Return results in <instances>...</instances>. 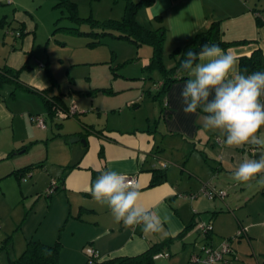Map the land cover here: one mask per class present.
<instances>
[{
  "label": "crops",
  "instance_id": "0c3cea01",
  "mask_svg": "<svg viewBox=\"0 0 264 264\" xmlns=\"http://www.w3.org/2000/svg\"><path fill=\"white\" fill-rule=\"evenodd\" d=\"M19 1L14 0V3ZM10 8L0 6V69L19 70V77L0 83V210L6 206V211L12 215L20 203L30 200L24 198L31 190H46L56 182L57 190L49 196L50 205H62H58L60 211L55 213L56 218L51 215L52 222L59 224L57 214L65 216L60 219L63 224L59 233L53 232L51 226L48 231L35 228L34 232L23 236L20 244L23 241L27 244L31 238L48 244L59 240L62 257L65 243H62L60 233L67 226L72 228L70 236H79V264H87L84 249L88 243L100 252L102 262L120 256H136L161 243L165 244L161 252L168 255L156 259L166 257L170 259L169 264H180L176 257L170 258L171 247L179 241L185 247V240L198 232L194 229L200 221L198 219H208L213 224L211 231L205 233L208 244L218 247L225 239H230L234 254L226 255L225 264H264V185L258 182L264 174L258 176L255 186L249 183L246 187L233 179V172L239 164L259 159L264 155V148L250 144L239 148L226 147L218 130L203 127V113L198 110L196 114L185 115L181 91L186 78L176 80L160 99H155L152 94L162 89L163 76L159 71L148 73L145 70L153 56L147 43L139 46L124 39L130 41H123L127 55L119 57V50L113 54L122 64L128 61L141 64V71L139 68L137 73L122 74L133 78L131 83L137 86L132 87L127 80L125 84L115 86L119 78L114 77L111 86L100 84L88 91H77L80 96H91L90 103L84 100L78 104L74 100L69 103L62 91H56L57 79L49 52L45 48L46 54H37L41 50L36 49L42 47L44 40L39 37L44 25L36 21L32 11L17 12ZM136 18L149 28L163 24L166 27L163 52H169L175 60L170 65L165 63L167 68L178 64L180 54L172 55L175 48L207 28L212 21H219L225 41H243L223 50L234 52L238 59L250 56L256 48L264 53V0H154L151 5H141ZM117 72L115 76L121 75ZM157 72L159 74L155 77ZM148 78L149 82L146 81ZM151 81L157 85L154 90L149 84ZM53 96L67 109L76 104L74 116L84 114L78 117L81 125H62L60 121L59 127H62L58 132L54 130V134L45 135L47 123L44 129L33 124L34 114L43 115L46 121L52 117L44 97L50 99ZM113 100L117 101L109 103ZM94 111L97 116L93 121L90 116L96 115ZM103 115L109 118L105 123L101 119ZM64 132H75L73 135L83 136L87 142L85 145L69 144ZM258 135L264 136V128ZM217 138H221V142ZM48 161L57 164L59 170L52 169V174L44 178L42 170L36 168H44ZM163 162L168 166L162 168ZM34 163L42 165L24 169ZM154 169L164 171L166 179L152 186L150 180ZM18 170L19 176L16 174ZM107 170L136 175L142 192L140 203L158 211L161 217L171 216V225L165 224L160 232L146 233L142 225L128 229L116 223L108 207L97 204L90 195L98 175ZM29 172L32 181L28 180L26 173ZM207 182L217 188L231 187L234 182L233 187L239 189L228 199L209 198L200 191ZM197 190L199 192H195ZM189 193L198 194L194 198L183 196ZM21 197L23 200L17 201ZM233 210L236 213L232 214ZM190 224L195 226L187 229ZM0 225V250L6 249L9 258L14 259L10 255L11 249L17 254L23 248L22 245L16 248L14 242L12 228L17 224L8 223L0 212ZM242 227L248 229L247 234L238 237ZM1 228L5 229L4 233ZM169 232L174 234L169 235ZM185 263L189 264V259L186 258Z\"/></svg>",
  "mask_w": 264,
  "mask_h": 264
},
{
  "label": "rangeland",
  "instance_id": "374dc122",
  "mask_svg": "<svg viewBox=\"0 0 264 264\" xmlns=\"http://www.w3.org/2000/svg\"><path fill=\"white\" fill-rule=\"evenodd\" d=\"M72 1H74L77 4V14L80 16V18L86 19L89 17H93L94 19L103 21L107 19L122 18L125 13L124 10L125 5L128 0H72ZM56 3H57L56 0H20L18 3L17 2L0 3L1 7H11L10 10H17V12L18 11L25 12L26 9L32 11L33 14L35 15L36 21L40 23L41 26L43 25L45 26V27L43 26L42 31L39 32L40 39L41 38L44 39L42 40L43 41L41 47L42 49L38 48L37 46L36 48L38 49L36 50H41V52L37 51L38 55L43 53L46 54V51L44 50L46 48V50L49 52L52 58V63H51L52 69L57 79L56 91L57 92H59V90L62 91L65 95V99L69 103H72V101L74 100L78 104L79 101L81 100L90 103L93 99L91 96L88 95H81V96L78 95L77 93L78 90L88 91L92 89V87L95 88L96 87L95 85H100V84L106 85V87L111 86V83H113L112 81H114L112 80L114 79V77L119 78V80L116 79V83H114L115 86H120L121 84H125V80H127V83L130 82V85L132 87L137 86V84L131 83L134 80L133 78H126L122 76V74L137 73L136 71L139 70V68L141 71V64L135 65L131 61L122 64L121 60H116L115 55L113 56V54H115L116 51L118 50L120 51L119 57H123L124 55H127V49L126 47H124L125 43H123V41L126 42H130V41L115 38L110 34H105V35L92 34L91 32L93 30L102 31L103 29L99 27L96 28L93 25L89 24L87 21L80 23L79 22L77 23L76 21H72L68 17L70 10H68L67 7L66 8L55 7ZM8 15L12 16L11 14ZM28 16L32 20V17L30 15ZM65 26L78 27L84 33L74 34L59 28ZM45 30H47L46 33ZM120 46L122 48H119ZM150 48L153 51L152 46ZM171 61H174L175 63V60H173L170 57L169 52H165L164 62L166 63V65L172 64ZM117 71L121 75L115 76L114 73H116ZM155 74L156 77L158 76L159 73L157 72ZM144 77H142V79ZM71 80H73V83H71ZM146 81L149 82L150 79L148 78V80ZM151 82L152 83L149 84L152 85V90L156 89L157 85L153 81ZM117 100L110 101L109 103L115 102ZM94 113H96L95 116H90V119L93 121L96 120V116H97V112L94 111ZM79 116L82 117L84 116V114L79 113L77 116L73 115L65 119H59L55 117L49 118V120L47 121L48 129L46 130L45 135L54 134V130L58 132L59 129H61L62 127V126L59 127L60 121H62L61 122L62 125L66 123H68L69 126H75V127L78 126V124L81 125L80 121L78 120ZM101 119L104 123L106 122V120H109V118H107L106 115H103ZM86 121L90 122V120H86ZM74 133L75 132L69 134L64 132V137L66 138L69 144H74V143L81 144L82 141H76V142L71 141V139L74 136H77L76 134L73 135ZM82 145H85V143L83 142ZM44 164L46 165L44 166V168L35 167L36 169L42 170L40 172L43 173L44 178L45 176H49V174H52L51 173L52 169L59 170V166L55 163H52L51 161H48L47 163ZM26 174L29 176L28 180L32 181L33 178L30 176V172ZM57 176L60 177V175ZM257 178L258 176L255 179L244 183V186L248 187L249 183L251 184V186H255L256 181H258ZM233 183L234 182H232L231 187L221 188L227 192V199L228 197L229 198L234 197L233 194L235 193V190L239 189V188L237 189L234 188ZM235 184L236 183H234V185ZM37 191L38 192H36V188L33 191L31 190L30 192L31 195L30 193H28V195L24 198L25 200H27L28 197L30 198V200L27 203L26 201H24L23 203H20L18 206L16 205L17 210H15V212L12 215L10 214V211H6V206H2L0 210V212H2V215L5 216L8 223L12 222L14 223V225L17 224L15 228H12V230L14 229V233H15L14 242L16 243V248L19 247L20 245L23 246V248H21V250L17 252V254L14 252V250L11 249L10 255L12 258L17 257L23 252V250L26 247V242L24 243L23 241V244H20V241H22L23 236L34 232L35 228H38L40 231L46 229L48 231V229L51 226V230H53V232L59 233L60 231L59 228L61 224H63L62 221L60 222V219H63L65 216L60 214H57V219L59 221V224L56 225L54 222H52V217L56 218L55 213L57 211H60V209H58L59 208L58 205L60 204L56 206L50 205L51 199H49L50 195L48 192V188L46 190L42 189ZM195 192H199V190ZM32 197H34V200ZM38 198H40V201L38 200ZM19 199L23 200V198L21 197V198H17V201ZM34 202H38V203L34 205ZM236 211L234 212L233 210L232 214L236 213ZM198 220H200L198 222H205L208 223V225L210 224V221H208V219L207 220L198 219ZM8 227L9 229H11L10 225ZM71 229H72L71 227L65 226L62 233H60L62 243H65L64 245L65 249L59 264L80 263L81 253L79 252V250H77L78 247L77 242L80 241L79 236L78 237L70 236L69 232ZM194 229L196 231L198 230V232L192 235L188 240H185L187 241L185 247H183L182 241H179L180 243H177L176 246H172L171 249L169 248L170 246L166 247L167 250L170 249V252L172 254L170 258L173 259L174 257H176L175 260H177L180 264H186L185 263L186 258L190 259V256L193 253L202 254L204 246L210 245L207 242L208 238L206 239L205 233H203L202 230L199 228H194ZM199 230L201 231L199 232ZM2 231L4 233L5 229L1 228V232ZM87 245L89 246L91 245V243H88ZM244 249L246 250L248 249V247H246L245 241H244ZM85 253L86 252L84 250V262H85V257L87 258L88 256V254ZM9 259L10 258L8 251L6 249L0 250V264H9L10 263ZM169 260L170 259L166 257L155 259L154 264H169ZM110 264H118V263H110Z\"/></svg>",
  "mask_w": 264,
  "mask_h": 264
},
{
  "label": "clouds",
  "instance_id": "9594fccd",
  "mask_svg": "<svg viewBox=\"0 0 264 264\" xmlns=\"http://www.w3.org/2000/svg\"><path fill=\"white\" fill-rule=\"evenodd\" d=\"M186 74L181 98L185 115H204L205 129L218 130L224 145L239 148L245 144L264 148V71L245 74L239 59L232 51L219 45L205 43L199 52L189 50L179 70ZM264 174V155L259 159L241 162L233 172V179L246 183ZM264 185V177L258 181ZM90 195L101 206H107L116 223L125 228L142 225L146 233L163 230L171 225V216L140 203L139 185L132 184L123 173L102 171L90 189ZM169 235L174 234L169 232Z\"/></svg>",
  "mask_w": 264,
  "mask_h": 264
},
{
  "label": "trees",
  "instance_id": "16d2710c",
  "mask_svg": "<svg viewBox=\"0 0 264 264\" xmlns=\"http://www.w3.org/2000/svg\"><path fill=\"white\" fill-rule=\"evenodd\" d=\"M57 3L55 7L68 8L70 10L68 17L72 21L84 22L87 21L89 24L93 25L96 28L103 29L102 31L93 30L92 34L105 35L110 34L115 38L119 39H128L137 45L147 43L153 47V56L149 63L145 66V70L148 73H153L155 71H159L163 76V85L162 89L152 94L155 99H160L163 93L167 91V89L178 79H185L186 74L180 73L179 67L182 60L185 58V54L191 50L195 52H199L201 47L205 44H215L219 45L222 49H227L233 44L241 43L242 40H238L237 42H228L225 41L222 36V29L219 24V21H212V23L205 29L196 32L189 41H186L184 44L179 45L173 51L172 55L176 56L180 54V59L178 64H176L172 68H167L164 62V39L166 27L164 24L157 28H149L142 24H140L136 18V13L138 8L145 4L151 5L154 0H128L125 8V13L121 19H107V20H97L93 17H89L86 19L80 18L77 14V4L72 0H56ZM60 29H64L69 33L74 34H82L84 33L78 27H59ZM239 66L241 71L245 69L248 73L256 72V71H264V53L260 48H256L251 52L250 56H241L239 59ZM18 71H14L11 68H1L0 69V83H5L6 81H13L18 79ZM25 89H29L26 86H23ZM59 95H57L58 97ZM53 98L47 99L44 97L46 105L49 109V115L55 117V108L56 106H60L63 109H67L63 106V104L58 100ZM59 98V97H58ZM41 163L34 165L26 166L24 169H31L34 166H41ZM23 169V170H24ZM21 171V170H20ZM19 170L16 174L19 176ZM166 179L165 172L162 170L154 169L153 177L151 181V185H157L162 183ZM57 190V186L55 191ZM54 191V192H55ZM50 193L49 195H52ZM195 226L194 224H190L186 228L189 229ZM210 232V231H209ZM183 234V232H182ZM181 234V235H182ZM165 244H154L147 251L142 254H138L136 256H120L116 258H112L109 260L101 261L99 264H110V263H118V264H154L155 258L154 255L158 252H161L164 248ZM61 242L58 240L53 244L45 243L41 240L37 239H29L27 241L26 247L23 252L15 257L14 259H10L9 264H59L61 259Z\"/></svg>",
  "mask_w": 264,
  "mask_h": 264
},
{
  "label": "built area",
  "instance_id": "2783aa9c",
  "mask_svg": "<svg viewBox=\"0 0 264 264\" xmlns=\"http://www.w3.org/2000/svg\"><path fill=\"white\" fill-rule=\"evenodd\" d=\"M3 2H14V0H0V3ZM43 64V63H42ZM41 64V65H42ZM55 108V118L63 119L68 116L74 115L77 111V106L74 103L69 109H63L60 106H56ZM32 122L36 126L40 128H46L47 127V121L46 118L41 114H34L32 116ZM221 138H217L218 142H221ZM254 151V149H252ZM162 168H165L168 166L167 162H163L161 164ZM126 178L134 185H137V176L131 175V174H124ZM56 182H53L50 188H48V192L54 193L56 189ZM201 193L208 195L209 198H220L224 199L227 197V192L221 188H216L211 182H207L204 184L202 189L200 190ZM186 198H194L197 196V193H189L183 195ZM212 224L205 223V222H198L197 228L201 229L202 232L208 233L212 229ZM248 229L246 227H242L238 232V237H241V235H246ZM85 252L88 254L87 256V264H99L102 261V256H100V252L93 246V245H87L85 246ZM229 253L234 254L233 247L230 244V239H225L220 246L216 247L213 245H205L203 248V253H193L190 256L189 264H217L221 263L225 264L227 262L226 255ZM165 252H158L154 255V258H159L163 256H167Z\"/></svg>",
  "mask_w": 264,
  "mask_h": 264
},
{
  "label": "water",
  "instance_id": "95a60500",
  "mask_svg": "<svg viewBox=\"0 0 264 264\" xmlns=\"http://www.w3.org/2000/svg\"><path fill=\"white\" fill-rule=\"evenodd\" d=\"M72 142H76V141H82V143H86L87 142V139L84 138L83 136L81 137L80 135H77V136H74L72 139H71Z\"/></svg>",
  "mask_w": 264,
  "mask_h": 264
}]
</instances>
